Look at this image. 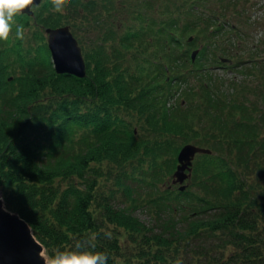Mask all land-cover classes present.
<instances>
[{
	"label": "trees",
	"instance_id": "1",
	"mask_svg": "<svg viewBox=\"0 0 264 264\" xmlns=\"http://www.w3.org/2000/svg\"><path fill=\"white\" fill-rule=\"evenodd\" d=\"M129 1L61 0L57 12L53 0H42L35 6L40 31L31 36L27 13L13 17L0 39L6 207L28 221L50 259L88 251L105 253L107 264H264V201L232 198L246 181L226 169L221 154L226 139L240 151L247 143L251 153L256 144L264 170V138L240 129L250 108L225 97L222 80L211 72L197 90L198 78L188 74L197 64L220 63L215 47L214 61L204 48L194 59L195 37L189 41V32L219 14L198 6L201 0ZM219 22L211 30L225 26ZM64 25L81 47L82 77L57 73L38 41L43 27ZM18 26L32 43L17 38ZM152 46L159 57L146 54ZM189 141L210 153L196 154L188 184L174 182L178 152Z\"/></svg>",
	"mask_w": 264,
	"mask_h": 264
},
{
	"label": "rangeland",
	"instance_id": "2",
	"mask_svg": "<svg viewBox=\"0 0 264 264\" xmlns=\"http://www.w3.org/2000/svg\"><path fill=\"white\" fill-rule=\"evenodd\" d=\"M132 2L133 0H130L128 3L131 4ZM198 6L207 7L206 9L212 10L216 15L219 14L218 19L225 22V26L221 25L219 28L216 27L211 30V24L218 25L220 22L215 20L213 23H208L205 21L202 25L203 28L198 33L194 31L189 32V35H191L189 36L191 37L189 41L194 42L195 37V44L192 46L195 49H193L194 53L192 57L194 59L197 58L198 61V58L201 57V53H199L200 49L204 48L208 52L206 55L210 57L209 60L214 61L213 47H215V53L219 55L221 59H218L222 61L212 65L203 64L204 66L197 64L189 69V77L194 78L193 80L198 78L194 82L197 90L201 86V78L208 79V75L211 72L217 81L222 80L223 88L221 91L224 94L228 93V95L224 96L234 98L237 103H246L250 108V113L246 114L245 117L247 121H243V127L240 128L239 125V128L245 130L251 129L249 132L253 134L257 131L258 135L264 138V109L263 111H259L261 106L264 107V0H201ZM195 8L198 14L208 15L206 10L201 12V7ZM29 10H31L28 15L31 22L29 27H25V29L28 28L26 34L27 36H31L32 34L38 35L40 24L37 22L39 18L35 17V7L31 6ZM45 17H47L49 22H44V25L48 26L51 17L46 15ZM32 20L36 21L33 23ZM195 27H198V24ZM233 29L238 32L240 31V34H237ZM32 30L34 31L32 32ZM43 34L44 37L38 39L40 44L47 41V34L45 32ZM22 40L25 43H28V41L33 42V40H28L27 37ZM207 45L209 46L207 47ZM139 50V48H134V54L139 53ZM145 52L149 57H153L154 55L159 57L153 46L147 47ZM252 60L260 62L251 63ZM180 87L178 86V88ZM236 90L239 92L237 95L235 93ZM178 100H182V96H178ZM226 123L229 126V123ZM197 124L198 122L194 120L193 126ZM209 125L210 118L206 116L203 120V127L209 128ZM189 142L193 143L192 141ZM224 142L221 154L227 161L226 169L232 172L238 180L246 181V184H243L242 188L235 189L232 198L234 197L236 201L241 199L245 202H251L255 199L264 201V170L261 168L263 154L257 147L258 145H254L252 149V153L254 154H252L247 148V143L242 144L244 148L240 151L236 147L234 148L236 143L233 140L226 139ZM232 147L233 153L230 155L229 152ZM255 160H258L260 164H257ZM170 180H165L164 184L166 187L170 186ZM184 183L188 184L189 181H185ZM134 215L139 217L146 225L151 224V221L147 220L148 217L142 210H136Z\"/></svg>",
	"mask_w": 264,
	"mask_h": 264
},
{
	"label": "water",
	"instance_id": "3",
	"mask_svg": "<svg viewBox=\"0 0 264 264\" xmlns=\"http://www.w3.org/2000/svg\"><path fill=\"white\" fill-rule=\"evenodd\" d=\"M42 0H34L37 5ZM30 9V8H29ZM29 9L24 11L29 12ZM47 46L54 69L59 74L76 77L85 75V61L77 39L67 25L46 27ZM198 153H210V149L193 143L181 147L177 155V166L173 181L183 183L190 175L192 160ZM188 170V173L185 172ZM50 258L45 246L34 235L33 230L18 212L6 207L0 188V264H46Z\"/></svg>",
	"mask_w": 264,
	"mask_h": 264
},
{
	"label": "clouds",
	"instance_id": "4",
	"mask_svg": "<svg viewBox=\"0 0 264 264\" xmlns=\"http://www.w3.org/2000/svg\"><path fill=\"white\" fill-rule=\"evenodd\" d=\"M56 4V11L62 12L61 0H53ZM34 0H0V39H7L11 30L13 17L22 13L25 9L31 8ZM23 27L18 26L17 38L23 39ZM108 256L103 252H64L57 254L50 259V264H107ZM49 264V262H46Z\"/></svg>",
	"mask_w": 264,
	"mask_h": 264
},
{
	"label": "flooded vegetation",
	"instance_id": "5",
	"mask_svg": "<svg viewBox=\"0 0 264 264\" xmlns=\"http://www.w3.org/2000/svg\"><path fill=\"white\" fill-rule=\"evenodd\" d=\"M33 7V6H32ZM31 11V10H30ZM44 31H45V28H44Z\"/></svg>",
	"mask_w": 264,
	"mask_h": 264
}]
</instances>
